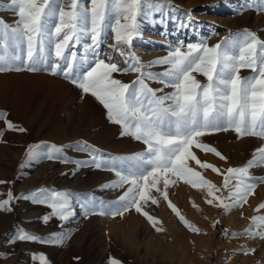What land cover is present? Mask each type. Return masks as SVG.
Instances as JSON below:
<instances>
[{"label":"snow or ice","instance_id":"obj_1","mask_svg":"<svg viewBox=\"0 0 264 264\" xmlns=\"http://www.w3.org/2000/svg\"><path fill=\"white\" fill-rule=\"evenodd\" d=\"M6 7L15 22L8 24L0 18V73L46 72L62 77L99 101L107 110V119L120 126L121 136L145 146L132 155H111L78 141L68 147L86 153L89 158L73 160L65 155L64 146L46 142L29 145L21 168L45 160L72 163L77 169L113 171L118 179L105 188L129 187L111 204L91 194L81 196L48 188L16 199L51 209L42 218L45 224L53 217L69 221L75 214L74 200L85 214L114 218L130 209L141 213L142 203L149 199L150 185L156 188L163 179L168 187L175 183L167 178L171 175L195 189L206 188L212 197L210 204L219 200L222 208L235 206L218 197L216 192L220 190L216 185L190 167L189 161L220 174L218 168L202 163L192 151L195 147L226 159L215 147L201 142V138L233 131L239 138L264 140V39L247 28L230 32L211 46L207 36L195 42L178 38L168 46L166 56L145 64L132 50L133 40L142 37L145 24L167 28L170 19H174L177 28L199 27L191 12H180L177 17L178 9L172 0H8ZM251 8L264 12V0H244L238 13ZM112 39L114 44L110 48L119 53L122 61L101 50V45ZM155 65L167 67L162 72L147 71ZM242 70H250V74L241 75ZM113 73L138 75L131 83H125L114 78ZM197 75L204 77L205 82ZM146 81L164 87L153 89ZM165 88L171 91L166 92ZM6 116L7 113L0 112V120L6 121ZM6 126L8 130L26 131L11 122H6ZM2 136L0 130V139ZM259 166H264V147L257 149L246 166L227 169L224 188L235 180V191L229 199L235 200L236 205L247 199L248 191L254 190L250 170ZM163 195L168 197L166 192ZM13 199L9 192L8 199L0 201V211L10 212ZM151 202L156 203L154 199ZM142 215L153 225L157 223L148 212ZM256 222L254 218L253 223ZM260 223L264 225V218ZM64 239L65 234L42 238L17 227L9 243L59 245ZM6 258L7 254L0 256ZM33 260L49 264L44 254L34 255ZM110 264L119 261L111 260Z\"/></svg>","mask_w":264,"mask_h":264},{"label":"rangeland","instance_id":"obj_2","mask_svg":"<svg viewBox=\"0 0 264 264\" xmlns=\"http://www.w3.org/2000/svg\"><path fill=\"white\" fill-rule=\"evenodd\" d=\"M7 3L8 0H0V18L13 24L15 17L7 9ZM243 3L244 0H227V3L225 0H172L178 9L175 15L179 17L180 12H191L198 29L177 28L174 19H170L167 28L145 24L142 37L133 40L132 50L143 63L148 64L166 56L168 46L178 38L195 42L207 36V43L211 46L230 32L247 28L264 39V12L251 8L238 13ZM112 44L114 39L102 44L101 50L122 61L119 53L112 52ZM105 60L107 62V56ZM120 66L123 67V64ZM166 67L155 65L147 71L162 72ZM248 74L250 70L241 72V75ZM137 75L113 73L114 78L125 83H131ZM197 78L205 82L204 77L197 75ZM146 82L153 89L164 87L157 82ZM165 91L171 89L165 88ZM106 111L91 94L82 93L81 89L60 76L27 71L0 73V112L7 113L6 121L0 120V130H3L0 139V201L8 199L9 192L14 198L10 212L0 211V223L10 220L9 225L0 230V256L7 254L6 259H0V264H39L38 260H33L34 255L44 254L48 258L55 253L58 245L9 243V237L17 227L42 238L65 234L60 245L79 241L82 246L77 252L63 254L60 251L59 258L61 255L62 259L58 258L59 264L67 255L68 264H110L111 260H117L119 264H227L229 257L239 252L246 241H250V248L246 251L250 258H254L257 264H264V238H261L264 237V225L260 223L264 218V166L250 170L255 188L248 191L247 199H241L238 205L235 200L229 199L235 191V180L227 189L224 188L227 169L246 166L257 149L264 147V140L260 138H239L233 131L201 138V142L215 147L225 160L213 153L195 147L192 149L202 163L212 164L220 170V174H217L211 169L199 167L195 161H189L190 167L216 185L220 190L216 192L218 197H224L226 203L235 205L229 209L222 208L219 200H213L210 204L208 201L212 197L206 188L195 189L171 175L167 178L175 183L165 187L161 179L156 188L150 185L148 202L142 203V212L146 211L156 219L155 225L142 212L134 209L123 215L117 214L114 218L97 213L85 214L75 200V214L69 221L62 222L53 217L45 224L42 218L51 209L46 205L33 204L30 200L16 199L36 189L48 188L81 196L91 194L110 204L118 201L129 185L105 188L106 184L118 179L111 170L91 167L77 169L75 164L53 160L21 168L28 146L44 142L64 146L65 155L73 160L89 158L86 153L68 147L78 141H85L111 155H132L143 151L145 146L141 142L120 135V126L107 119ZM6 122L23 127L26 131L8 130ZM165 192L167 198L163 195ZM152 199L156 201L155 204L151 202ZM165 212L168 215L164 216ZM254 218L256 223H253ZM130 221L141 225L137 236L140 240L143 238L151 242L153 251L150 254L146 255L144 248L137 254L129 253L110 234L109 229L117 222L123 226ZM157 228L160 230H155ZM240 254V257L245 256Z\"/></svg>","mask_w":264,"mask_h":264},{"label":"bare ground","instance_id":"obj_3","mask_svg":"<svg viewBox=\"0 0 264 264\" xmlns=\"http://www.w3.org/2000/svg\"><path fill=\"white\" fill-rule=\"evenodd\" d=\"M233 187V186H232ZM183 205V204H182ZM179 209V208H178ZM180 210H181V208H180ZM185 213H186V210H183ZM177 212H180V211H178L177 210ZM182 212V211H181ZM165 214L166 215H168L167 214V212H165L164 213V216H165ZM161 215V214H160ZM170 217V216H169ZM174 217V216H173ZM175 218V217H174ZM4 219V218H3ZM194 221V220H193ZM247 221V220H246ZM249 221V220H248ZM9 222H10V220L9 219H6V220H4L2 223H0V230H4L8 225H9ZM235 224V223H234ZM25 225V224H24ZM244 225V224H243ZM239 226H241V225H239ZM238 226V227H239ZM249 226V225H248ZM243 227V226H242ZM236 228V227H235ZM250 231V230H249ZM105 232V231H104ZM138 237V236H137ZM247 238V237H246ZM245 238V239H246ZM250 238V237H249ZM138 239L140 240L141 238L140 237H138ZM248 239V238H247ZM147 240V239H146ZM244 240V239H243ZM140 241H142V242H144V240H143V238H142V240H140ZM252 241V240H251ZM250 244V241H246V242H244V243H242V245H241V247H240V250H239V252H237V253H235V254H232L230 257H229V260L227 261V264H257L256 262H255V259L253 258L252 259V257L250 258V254L248 253V252H246V251H248L249 250V245ZM253 245H254V243H253ZM81 243L79 242V241H74V242H71V243H69V244H67V242L66 243H62L61 245L59 244L57 247H55V253L54 254H52L50 257H48L47 259H48V261H49V264H59V262H58V258H59V253H60V251H61V253L63 252V254H64V252L66 253V254H68L69 252H72V251H74V252H77L80 248H81ZM54 248V247H53ZM239 248V247H238ZM262 252V251H261ZM240 253H243L245 256L244 257H240L239 256V254ZM62 254V255H63ZM241 255V254H240ZM252 255V254H251ZM68 256V255H67ZM66 256V259H64V260H62L61 262V264H68V257ZM70 257V256H69ZM254 257H255V255H254ZM60 258L62 259V257H61V255H60ZM59 258V259H60ZM31 263V262H30Z\"/></svg>","mask_w":264,"mask_h":264},{"label":"clouds","instance_id":"obj_4","mask_svg":"<svg viewBox=\"0 0 264 264\" xmlns=\"http://www.w3.org/2000/svg\"><path fill=\"white\" fill-rule=\"evenodd\" d=\"M140 224L136 221H130L123 226H120L117 222L116 226L109 229L110 234L114 236L116 242H118L125 251L137 254L141 248L146 250V255L150 254L153 249L151 248L150 241H140L137 237Z\"/></svg>","mask_w":264,"mask_h":264}]
</instances>
